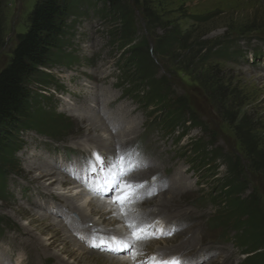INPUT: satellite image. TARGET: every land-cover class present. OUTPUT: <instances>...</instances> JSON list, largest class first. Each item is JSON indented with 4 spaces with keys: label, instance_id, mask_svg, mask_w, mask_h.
I'll list each match as a JSON object with an SVG mask.
<instances>
[{
    "label": "rangeland",
    "instance_id": "rangeland-1",
    "mask_svg": "<svg viewBox=\"0 0 264 264\" xmlns=\"http://www.w3.org/2000/svg\"><path fill=\"white\" fill-rule=\"evenodd\" d=\"M39 1L0 0V71L10 63L18 38L26 32ZM114 1L116 8L106 15L100 14L99 2L96 6L82 5V15L75 20V30L65 39L63 49L76 58L75 64L54 66L45 71L43 80L29 83L39 115L36 119L41 118V112L47 116L59 113L72 126L64 137H54V124L49 122L44 127L35 126L39 132L20 131L15 138L19 144L15 159L20 166L8 174L9 195L0 200V226L10 229L5 233L6 241L0 242V264H116L122 258L130 259L98 252L86 258L79 256L80 251L73 256L67 254V250L77 251L82 244L68 238H73L76 220L85 224L84 229L98 226L116 232L110 221L117 213H111V207L104 217H94L88 210L78 216L72 213V203H81L69 183L73 178L67 179L66 171L61 175L56 171L57 166L66 163L67 155L76 160L89 155L85 152L88 144L115 157L133 156L135 162L143 160L142 150L155 156L153 160L160 155L159 163L153 165L156 169L151 165L142 171L140 166L136 173L142 172L127 180L149 184L151 177L159 179L153 185L158 197L142 201L137 208L145 215L186 221L181 235L143 245L132 262L145 258L143 253L148 256L185 243L182 248L186 250L201 244L225 248L219 261L210 264H242L250 255L234 242L235 233L224 238L220 236L222 231L209 229L207 222L229 209L220 196L232 176L228 162L236 167V178L246 190L244 197H251L264 217V95L259 96L253 86L260 76L264 82V60L255 61L250 54L264 53V0ZM166 41L170 43L168 52L157 54L158 43ZM227 46L231 47L230 56L223 57L219 51ZM147 56L163 87L162 103L147 100V90L137 88L131 80L132 75L137 77L138 67ZM84 76L91 80L84 81ZM72 104L77 107L72 108ZM174 110L190 118L183 128L175 122L168 127L167 120ZM32 121L33 117L26 122ZM151 121L162 130L148 131ZM184 129L185 136L178 138ZM248 132L263 153L260 160L244 146V133ZM140 142L145 147L137 153L133 148ZM200 145L214 153L211 161H200L195 151ZM32 165L56 172L52 177L64 184L48 186V177H38L40 172L32 170ZM61 187L67 196L76 193V199L66 201L69 197L60 199L51 194H61ZM175 192L180 196L172 200ZM210 193L217 194L214 202L203 199ZM53 205L69 207L63 217H57L46 209ZM118 214L123 222V213ZM46 217L63 229H44L41 221ZM187 232H193V237Z\"/></svg>",
    "mask_w": 264,
    "mask_h": 264
},
{
    "label": "trees",
    "instance_id": "trees-1",
    "mask_svg": "<svg viewBox=\"0 0 264 264\" xmlns=\"http://www.w3.org/2000/svg\"><path fill=\"white\" fill-rule=\"evenodd\" d=\"M98 2L102 4L100 14L106 15L108 10L112 11L117 6L114 0H40L29 17L26 32L18 38L10 63L0 71V200L8 198L9 195L6 192L8 174L20 166L15 159L19 144L14 142L20 131L36 130L35 126L44 127L52 122L53 136L64 137L72 126L70 121L59 113L47 116L41 112V118L36 119L39 115L35 110L34 92L29 83L32 80H43L47 76L45 71H50L54 66L75 64L76 58L63 52L65 39L75 30V20L82 15L81 6H96ZM169 48V41L158 43L156 53L165 55ZM219 52L223 57L230 56L231 47L222 48ZM138 70L137 77H131L134 85L147 90V100L162 103L165 94L161 82L156 79V68L149 56L141 62ZM32 117L33 121L27 123V119ZM169 118L168 127L173 125L170 122H175L179 129L185 126L186 120H190L178 110L171 112ZM190 123L192 124L193 120ZM186 132L184 129L180 138H183ZM249 133H244V146L255 159L260 160L263 153ZM195 151L202 162H209L214 158V153L208 151L205 145L198 146ZM228 165L232 176L225 183V192L221 191L220 196L225 198L229 209L224 215L218 214L217 217L211 218L210 228L222 231L225 237L235 233L234 242L244 254L250 255L242 264H264V217L254 205V200L244 197L246 190L236 178L235 165L229 162ZM215 196L217 194L210 193L203 199L214 202Z\"/></svg>",
    "mask_w": 264,
    "mask_h": 264
},
{
    "label": "bare ground",
    "instance_id": "bare-ground-1",
    "mask_svg": "<svg viewBox=\"0 0 264 264\" xmlns=\"http://www.w3.org/2000/svg\"><path fill=\"white\" fill-rule=\"evenodd\" d=\"M261 79H262V76L258 77L256 82L253 84V86L255 87V91L256 93L259 95V96H262L264 95V82H261ZM263 103H264V98L261 100ZM106 113V112H105ZM94 131V130H93ZM129 133H132L130 130L128 131ZM100 139V138H99ZM102 143V142H101ZM114 153V152H113ZM80 158V157H79ZM46 164V163H45ZM44 164V165H45ZM47 166V165H46ZM45 167L44 166H40L38 165L37 167H33L32 165V170L33 169H36L38 170L39 172V176L38 177H48L46 178V181H49L50 183L48 184V186H53L55 183L59 184V185H62V181H60L59 179H57L55 176L52 177V174L53 175H56V172L54 171H49L48 168L47 170H44L42 171V169H44ZM31 169V168H30ZM47 171V172H46ZM34 172V171H33ZM45 172V173H44ZM35 173V172H34ZM58 174V173H57ZM60 174V173H59ZM49 175V176H48ZM61 175V174H60ZM37 177V178H38ZM50 177V178H49ZM41 181V180H40ZM44 182V181H43ZM46 183V182H45ZM64 184V183H63ZM166 186V185H165ZM60 187V186H59ZM70 187V186H69ZM56 189V188H55ZM69 189V188H68ZM56 192V191H55ZM71 192V191H70ZM73 192V191H72ZM69 194V192H67ZM182 193V192H181ZM78 194V192H77ZM74 196H67L69 198H66L65 200L66 201H72V199H76L78 196L79 200L81 201L80 205H76L73 204L72 202V207L74 209V213H78L77 215H81L79 213H82L84 214L85 213V210H88L89 211V214L91 215H94L95 216H101V217H104L105 215H108V213L105 211L106 209H108V207L110 206L107 202H104V201H101L100 200H92V199H89L87 197H84L81 199V196L80 195H77L76 198H75V195L76 193H73ZM180 196V193L178 192H175V194L173 195V199L172 200H175L176 198H178ZM78 201V200H77ZM76 201V202H77ZM69 207V205H68ZM40 208V207H39ZM112 209L111 210V213H117L116 217L113 218L111 221H110V225L112 227H114V229H116V232L120 231L121 229H123V222L121 221V218H120V214H118V212L115 211V208L114 207H111ZM119 215V216H118ZM92 220V219H91ZM90 220V221H91ZM40 221V220H39ZM93 221V220H92ZM42 223L45 224L44 226V229L47 228V229H54L55 227H60L62 228V226H60V223H57V222H51L50 219H48L47 217L46 218H42ZM62 225V224H61ZM70 226V225H69ZM98 227V226H96ZM63 229V228H62ZM61 231V230H60ZM58 233V232H57ZM70 240H75L74 238L72 237H68ZM66 240V239H65ZM72 240V241H73ZM77 241V240H75ZM78 242V241H77ZM71 243V242H70ZM80 243V242H78ZM81 244V243H80ZM152 244V243H151ZM158 244V243H157ZM190 244V243H189ZM63 250H65V248H63ZM67 250V249H66ZM65 250V251H66ZM78 251H80L81 253L79 254V256H82L84 258H86L85 256L86 255H91L92 253H96L95 251H92V250H86L84 246H82V244L80 245L79 249L76 251L75 249H70V250H67V254L69 255H74L76 254ZM140 253V252H139ZM106 256V255H105ZM133 260L130 258L129 260H124V258H122V260H119L116 264H133L134 262H132Z\"/></svg>",
    "mask_w": 264,
    "mask_h": 264
},
{
    "label": "snow or ice",
    "instance_id": "snow-or-ice-1",
    "mask_svg": "<svg viewBox=\"0 0 264 264\" xmlns=\"http://www.w3.org/2000/svg\"><path fill=\"white\" fill-rule=\"evenodd\" d=\"M97 159H100V157L97 155ZM119 160L121 161V166L123 167V162L126 160L125 157H119ZM90 163V162H89ZM135 169H132L134 171ZM130 171H122L121 178H118L114 187L117 189V191L123 192L122 198H117L116 202L120 204L122 210L123 206L129 201L135 199V193L137 191V184L135 182H127L123 179L124 176L130 175ZM143 232V230H141ZM133 236L136 239H151V236H145L143 234L137 235L135 232L133 233ZM123 243V242H122ZM93 247H97L98 245H92ZM127 244H124V247H127ZM110 251H120L121 248L116 249H109ZM152 264H182L181 261L177 259H171V260H160L157 261L156 258H153Z\"/></svg>",
    "mask_w": 264,
    "mask_h": 264
},
{
    "label": "water",
    "instance_id": "water-1",
    "mask_svg": "<svg viewBox=\"0 0 264 264\" xmlns=\"http://www.w3.org/2000/svg\"><path fill=\"white\" fill-rule=\"evenodd\" d=\"M198 96V95H197ZM201 99V98H200Z\"/></svg>",
    "mask_w": 264,
    "mask_h": 264
}]
</instances>
